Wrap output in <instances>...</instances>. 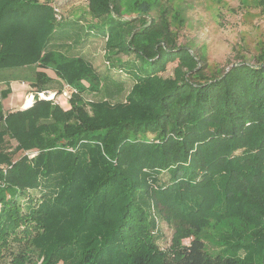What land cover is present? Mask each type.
<instances>
[{
	"label": "trees",
	"instance_id": "obj_1",
	"mask_svg": "<svg viewBox=\"0 0 264 264\" xmlns=\"http://www.w3.org/2000/svg\"><path fill=\"white\" fill-rule=\"evenodd\" d=\"M122 2L88 0L83 31L58 27L50 3L0 0V68L35 64L36 91L48 70L76 91L67 109L36 99L5 112L0 90V262L24 239L40 264H264V59L209 77L177 44L169 5L156 13L141 1L127 19ZM88 35L134 79L125 102L82 99L99 75L69 50ZM170 62L173 75L160 76ZM155 212L180 224L169 249L156 244ZM209 218L227 221L211 248L199 236ZM5 264L37 263L11 252Z\"/></svg>",
	"mask_w": 264,
	"mask_h": 264
},
{
	"label": "rangeland",
	"instance_id": "obj_2",
	"mask_svg": "<svg viewBox=\"0 0 264 264\" xmlns=\"http://www.w3.org/2000/svg\"><path fill=\"white\" fill-rule=\"evenodd\" d=\"M39 1L53 5L54 22L61 23L58 27L77 22L79 26H83L84 31V21L91 19L88 14V0ZM141 1L148 3L151 6L150 11L156 13L163 11L165 6H170L168 19L177 44L189 47L193 54L197 53L203 58L202 63L205 62L206 66L204 70L209 77L226 71L233 63L243 61L259 64V61L264 59V0H123L122 16L127 19L137 16L143 10L139 7ZM55 7L59 9V18L54 15ZM65 28L63 37H66L65 41H69V37L74 33V27ZM81 34L79 36L82 37ZM105 51V38L97 35H88L81 44L70 46L69 54H78L86 58L95 68L100 79L96 89H85L81 93L82 99L86 102L106 101L111 104L125 102L134 79L125 70L120 72L118 69H112ZM119 57L121 61H126L132 58V55L120 54ZM175 64L176 62L168 63L166 69L159 75L164 78L172 76ZM35 66L28 64L0 68V90L3 95L1 101L5 112L24 109L23 104L26 99L31 104L36 99H47L63 109L69 108L68 99L76 92L75 88L56 78L54 73L48 70L54 79L46 86V90L37 94L36 87L31 83ZM83 84L88 86L85 81ZM6 92H8L7 97L4 96ZM9 144L13 147L15 141L9 140ZM23 153L32 157L37 152L34 149H27L23 150ZM167 180L168 174L161 172L158 181L166 183ZM29 192L36 197L39 195L38 190ZM153 214L158 229L153 231L157 232L156 244L160 249H169L175 230L178 228L176 225L180 224L175 221L169 223L156 212ZM226 222L216 218L205 221L199 236L207 247L211 248L217 242L222 230L227 227ZM190 240L191 236L179 238V242L185 245ZM11 252H24L33 263L37 264H40L44 258L28 240L13 239L9 240L0 264L8 262Z\"/></svg>",
	"mask_w": 264,
	"mask_h": 264
},
{
	"label": "built area",
	"instance_id": "obj_3",
	"mask_svg": "<svg viewBox=\"0 0 264 264\" xmlns=\"http://www.w3.org/2000/svg\"><path fill=\"white\" fill-rule=\"evenodd\" d=\"M58 13H60V12H59V9L55 7V8H54V15L57 17V16H58ZM58 18H59V16H58ZM39 93H42V91L37 92V94H39Z\"/></svg>",
	"mask_w": 264,
	"mask_h": 264
},
{
	"label": "bare ground",
	"instance_id": "obj_4",
	"mask_svg": "<svg viewBox=\"0 0 264 264\" xmlns=\"http://www.w3.org/2000/svg\"><path fill=\"white\" fill-rule=\"evenodd\" d=\"M30 102L28 99L25 100L24 104H23V108L29 106Z\"/></svg>",
	"mask_w": 264,
	"mask_h": 264
},
{
	"label": "crops",
	"instance_id": "obj_5",
	"mask_svg": "<svg viewBox=\"0 0 264 264\" xmlns=\"http://www.w3.org/2000/svg\"><path fill=\"white\" fill-rule=\"evenodd\" d=\"M6 89H8V88H6ZM2 91V90H1ZM5 93V92H4ZM4 96H8V92H6V94L4 95ZM2 97H3V95L1 96V99H2ZM6 97H4V98H6ZM1 103H3L2 101H1ZM3 105V104H2ZM3 109H4V107H3Z\"/></svg>",
	"mask_w": 264,
	"mask_h": 264
}]
</instances>
